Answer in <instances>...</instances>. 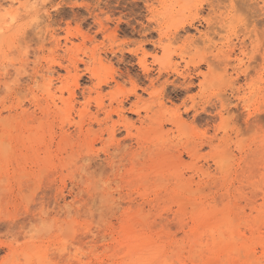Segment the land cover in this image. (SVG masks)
Wrapping results in <instances>:
<instances>
[{
  "label": "rangeland",
  "instance_id": "obj_1",
  "mask_svg": "<svg viewBox=\"0 0 264 264\" xmlns=\"http://www.w3.org/2000/svg\"><path fill=\"white\" fill-rule=\"evenodd\" d=\"M0 264H264V0H0Z\"/></svg>",
  "mask_w": 264,
  "mask_h": 264
},
{
  "label": "bare ground",
  "instance_id": "obj_2",
  "mask_svg": "<svg viewBox=\"0 0 264 264\" xmlns=\"http://www.w3.org/2000/svg\"><path fill=\"white\" fill-rule=\"evenodd\" d=\"M230 64V63H229ZM207 76V75H206ZM191 82V81H190ZM161 104V103H160ZM180 119V116H176V117H174V119H173V122H178V120ZM172 121V120H171ZM185 125H186V123H185ZM187 126H190V125H187ZM191 127V126H190ZM189 127V128H190ZM187 136V135H186ZM114 156V155H113ZM114 159V158H113ZM112 166V165H111ZM113 167V166H112ZM107 194V193H106ZM254 232V231H253ZM140 235V234H139ZM146 239V238H145ZM144 239V240H145ZM138 241V240H137ZM232 243V242H231ZM220 245V244H219ZM197 246V245H196ZM128 249V248H127ZM234 250V249H233ZM164 251V250H163ZM172 252V251H171ZM170 252V253H171ZM192 254V253H191ZM193 254H195V253H193ZM238 255V254H237ZM251 255H252V253H251ZM240 256V255H239ZM238 257V256H237ZM210 259V258H209ZM216 259V258H215ZM213 260V259H212ZM218 261V260H217ZM237 262V261H236Z\"/></svg>",
  "mask_w": 264,
  "mask_h": 264
}]
</instances>
